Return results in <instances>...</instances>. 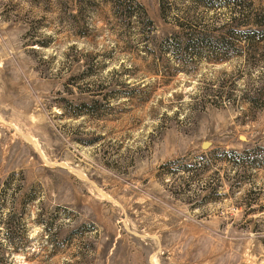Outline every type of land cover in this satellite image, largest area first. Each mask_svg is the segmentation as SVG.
Segmentation results:
<instances>
[{
	"label": "rangeland",
	"instance_id": "374dc122",
	"mask_svg": "<svg viewBox=\"0 0 264 264\" xmlns=\"http://www.w3.org/2000/svg\"><path fill=\"white\" fill-rule=\"evenodd\" d=\"M130 1L0 0V264H264V0Z\"/></svg>",
	"mask_w": 264,
	"mask_h": 264
},
{
	"label": "trees",
	"instance_id": "16d2710c",
	"mask_svg": "<svg viewBox=\"0 0 264 264\" xmlns=\"http://www.w3.org/2000/svg\"><path fill=\"white\" fill-rule=\"evenodd\" d=\"M122 0V5L119 6L120 8H123L121 13L124 16H130L131 12H135L134 14L139 15V12L137 11H133V9L131 10V1L128 0ZM197 2H203L206 5H211L214 3V0H195ZM226 3H229L230 1L236 2V0H224ZM118 3V2H117ZM116 3V5H117ZM121 4V3H120ZM128 4V5H127ZM160 4H161V9L164 10L166 8H168L171 4L169 0H160ZM126 6L128 7V10H126ZM126 8V9H125ZM234 18V17H231ZM181 25V29H183L184 31V35L183 34H173L174 39L173 41H167L168 45L167 48H170L172 50L173 53H176L178 51H189V52H193L196 54H199V52L201 51V48L203 47L202 45H207L209 46V51L211 55H209V58H212L214 60H218V59H223L228 57L229 55H231L232 53V49L231 46L226 45L224 40H216L214 41L209 35H205L203 33H201V31L196 30L195 28L190 27L187 22L184 21H179L178 22ZM186 28L191 29L192 31L189 32V34H186ZM262 81H264V75L261 79ZM258 98V97H255ZM253 161L252 163L257 164L260 163L257 159L255 160H251Z\"/></svg>",
	"mask_w": 264,
	"mask_h": 264
},
{
	"label": "bare ground",
	"instance_id": "6f19581e",
	"mask_svg": "<svg viewBox=\"0 0 264 264\" xmlns=\"http://www.w3.org/2000/svg\"><path fill=\"white\" fill-rule=\"evenodd\" d=\"M20 133V132H19ZM20 135L23 137V139L26 141V142H28V143H30L34 148H35V150H38L39 148H38V145H37V143L38 142H36V140L33 138V137H31V136H28V135H25V134H21L20 133ZM43 156V155H42ZM60 166H62V167H64V168H68L69 169V167L65 164V163H63V162H60V163H58ZM80 174H82V173H80ZM83 175V174H82Z\"/></svg>",
	"mask_w": 264,
	"mask_h": 264
}]
</instances>
